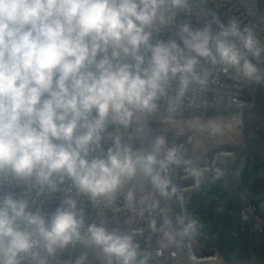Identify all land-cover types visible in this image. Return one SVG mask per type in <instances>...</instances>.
I'll return each instance as SVG.
<instances>
[{
	"label": "clouds",
	"instance_id": "1",
	"mask_svg": "<svg viewBox=\"0 0 264 264\" xmlns=\"http://www.w3.org/2000/svg\"><path fill=\"white\" fill-rule=\"evenodd\" d=\"M186 5L187 0H0V180L34 181L42 191L55 192L57 181L68 179L77 195L112 202L139 172L168 196L171 181L162 173L179 163L178 150L158 159L162 137L152 152L141 154L117 136L106 155L93 156L102 151L109 123L127 128L138 113L154 111L171 80L179 81L178 96L193 82L204 86L207 73L196 70L201 58L260 80L245 53L259 57L261 49L251 31L244 35L235 22L220 25L215 35L210 26L194 30L184 24L180 43L151 42ZM132 199L130 191L127 200ZM194 226L192 221L185 231ZM83 229V212L71 197L46 218L30 211L27 200L5 196L0 264H48L75 242L99 248L108 264H137L131 236L96 224L82 234Z\"/></svg>",
	"mask_w": 264,
	"mask_h": 264
},
{
	"label": "built area",
	"instance_id": "2",
	"mask_svg": "<svg viewBox=\"0 0 264 264\" xmlns=\"http://www.w3.org/2000/svg\"><path fill=\"white\" fill-rule=\"evenodd\" d=\"M176 11L171 25L154 32L153 44L173 39L180 43L177 33L184 24L194 30L210 26L215 35L221 30L220 25L227 27L235 22L244 35L248 34L246 29L251 31L261 49L259 57L245 53L257 67L261 79L264 72V0H187L186 7ZM232 39L243 51L239 41ZM127 62L132 61L129 58ZM223 67L201 58L196 70L207 73L204 86L193 82L182 96H178L179 81L171 80L166 95L157 100L154 111L138 113L139 119L134 117L127 128L109 123L101 142L102 151L92 153L93 156L106 155L114 138L119 136L123 146L148 154L153 151L156 139L162 137L164 144L157 158L163 159L169 149L176 148L179 159L178 164L170 165L167 172L162 173L171 181L168 196L160 195L149 179L138 172L134 178L125 180L112 202L106 198L93 202L85 195H77L68 179L57 181L55 192L47 188L42 191L34 181L0 180V199L11 195L27 200L30 211H39L50 218L63 199L71 197L77 201V211L83 212L85 229L82 234L88 225L96 224L109 232L131 236L138 246L137 264L140 261L144 264H262L251 245L247 244L248 249L240 246L242 255L230 257L211 242L210 235L201 239L198 230L203 226L200 223L185 231L194 221L188 207L201 202V197H207L210 187L234 179L243 184L237 193L239 198L247 200L238 208L239 232L234 230L235 233L240 238L247 233L250 242L264 232V193L261 202L255 203L246 191L245 176L236 173L246 150L245 113L255 105L251 91L260 80L246 78L233 68L225 72ZM130 191L133 193L131 202L127 200ZM217 194L210 195L215 202L214 219L223 209L222 198ZM213 237L217 238V233H213ZM82 256V264H108L99 248L81 242L58 250L54 257L48 258V264H76ZM22 264H30V261L26 259ZM113 264H116L114 259Z\"/></svg>",
	"mask_w": 264,
	"mask_h": 264
},
{
	"label": "rangeland",
	"instance_id": "3",
	"mask_svg": "<svg viewBox=\"0 0 264 264\" xmlns=\"http://www.w3.org/2000/svg\"><path fill=\"white\" fill-rule=\"evenodd\" d=\"M264 72L259 81V83L252 89L251 96L255 98V108H257V112L248 118V123L250 130H252V134L258 135L261 132H264ZM250 155L247 151L243 153L241 156L240 162L236 168V173L240 175H246L249 181H246V191L248 194H251V199H256L263 195L264 189L261 192H252L249 190V186L253 179L260 174H264V162L261 160L257 161H250ZM221 186V185H220ZM243 184L239 182V180H231L227 184H223L220 188L216 190V193L219 197L222 198V201L227 199H232L237 197L239 199V203L235 205L232 209L233 211V224L234 230L239 232V225L236 223L238 217V208L239 206L244 205L247 200L243 198H239L238 190L242 187ZM207 200V201H206ZM204 202V207L202 211L201 202L199 203H192L188 207V213L192 216L193 220L195 221L196 226L198 224H202L203 229L200 231L198 230L199 236L201 239L205 240L206 235H210L212 239V243L219 247L221 251L228 255V256H236L235 251L228 241L223 226L221 224V211L217 214L216 219L213 218L212 207L214 206V198L208 196ZM211 224V226H210ZM213 233H217L218 237L214 238ZM247 238V233H243L241 237V243L244 245L243 248L248 249L249 247L245 244ZM210 239V240H211ZM253 251L256 252H263L264 251V237H262L261 241L256 244L255 247H252ZM264 264V263H262Z\"/></svg>",
	"mask_w": 264,
	"mask_h": 264
},
{
	"label": "trees",
	"instance_id": "4",
	"mask_svg": "<svg viewBox=\"0 0 264 264\" xmlns=\"http://www.w3.org/2000/svg\"><path fill=\"white\" fill-rule=\"evenodd\" d=\"M263 95H264V92H263ZM257 111L258 110H257V108H255V105H254V107L247 109V111L245 113V136H246V150L245 151H247L249 153L250 157H253V159H249L250 161L261 160L264 162V132H261L258 135L252 134V130H250L249 123H248V118L250 116H252L253 114H255ZM244 176H245V181H247L248 177L246 175H244ZM220 185L222 186V184H217L213 187H210L208 189V194H209L208 196H210L213 193H216V190L221 187ZM262 189H264V186L260 190H258L257 192H261ZM205 197L206 196H203L200 198L201 203H202V201H204L207 198V197L206 198ZM201 209H202V204H201L200 210ZM262 237H264V232L259 234L258 236H256L250 242L248 241V238H246L245 244L246 245L248 244V246L251 245L252 247H255L256 244H258L259 241H261ZM241 247H244V245H242V243H241ZM253 253L256 255V257L259 260L263 261L262 263H264V251L259 252V253H258V251H256V252L253 251Z\"/></svg>",
	"mask_w": 264,
	"mask_h": 264
},
{
	"label": "water",
	"instance_id": "5",
	"mask_svg": "<svg viewBox=\"0 0 264 264\" xmlns=\"http://www.w3.org/2000/svg\"><path fill=\"white\" fill-rule=\"evenodd\" d=\"M249 181V179L247 180ZM264 186V174L257 175L249 186V190L252 192H257ZM254 202L259 204L260 199H254ZM239 203V199L234 197L232 199H227L223 201V209L221 210V224L224 229V233L231 243L236 256H241V238L234 231L233 224V212L232 209L235 205Z\"/></svg>",
	"mask_w": 264,
	"mask_h": 264
},
{
	"label": "crops",
	"instance_id": "6",
	"mask_svg": "<svg viewBox=\"0 0 264 264\" xmlns=\"http://www.w3.org/2000/svg\"><path fill=\"white\" fill-rule=\"evenodd\" d=\"M262 194H263V193H262ZM262 196H263V195H261L260 197H258V198H256V199H260V200H261Z\"/></svg>",
	"mask_w": 264,
	"mask_h": 264
}]
</instances>
